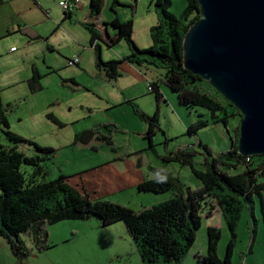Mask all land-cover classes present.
Segmentation results:
<instances>
[{
    "label": "trees",
    "instance_id": "1",
    "mask_svg": "<svg viewBox=\"0 0 264 264\" xmlns=\"http://www.w3.org/2000/svg\"><path fill=\"white\" fill-rule=\"evenodd\" d=\"M90 1L91 15H99L106 0ZM135 2L133 0L128 4L132 15H135ZM186 2V8L176 16L170 11L172 0H154L158 9V22L151 28L153 43L148 49H140L133 38L134 19L121 21L116 16L110 24L117 32L108 38L107 45L112 47L125 41L132 52L123 59L104 61L99 58L97 66L109 79L120 76L118 68L123 61L140 67L152 64L164 70L162 78L150 83L157 102L155 112L146 114L133 105L135 114L147 124L146 138L150 149L154 150L155 136L162 130L160 102L163 101V94L160 84H165L176 92L181 105L188 108L204 107L211 112L212 120L196 119L188 127V133L194 135L210 122H221L230 135V148L213 153L204 145L209 156L205 157L204 169L195 166L194 159L198 152L194 149L182 148L163 156L164 162L189 166L201 185L190 188L178 176H173L164 168L150 166L154 176L139 183L138 191L159 194L172 191L174 195L136 211L106 198L93 199L89 192L71 185L66 175L48 180V170L44 163L52 157L55 149L40 147L32 139L13 132L7 115L12 106H4L0 102V124L11 141L10 145L0 143V232L8 239L17 259L21 260L29 255V249L21 239L22 234L31 235L35 248L42 252L53 246L49 231L51 225L65 220H89L95 216L101 226L123 220L143 264H182L195 245L198 230L202 226L203 212L207 209V216H211L216 208H220L230 232L225 256L221 258L218 252L221 229L209 225L207 254L197 253L195 257L199 264H232L238 241V223L243 209L253 206L255 195L261 199L264 220V154L244 156L239 152L240 124L243 120L240 111L209 82L183 65L184 36L201 16L197 0ZM120 4L119 0L113 1L112 9L115 13V5ZM83 24L92 32V45L99 47L97 39L100 37L95 24ZM39 81L40 74L34 69L30 79L32 92L40 89ZM228 106L233 107L234 111L229 112ZM236 114L241 118L235 136H232L228 127L229 118ZM48 117L57 124H62L53 115L48 114ZM111 126L117 127L114 123L98 124L79 134L76 140L100 134L112 144L111 133L104 134L102 131L106 128L111 132ZM20 143L31 145L43 153L27 154L19 148ZM253 221L252 242L255 239L256 219Z\"/></svg>",
    "mask_w": 264,
    "mask_h": 264
},
{
    "label": "rangeland",
    "instance_id": "2",
    "mask_svg": "<svg viewBox=\"0 0 264 264\" xmlns=\"http://www.w3.org/2000/svg\"><path fill=\"white\" fill-rule=\"evenodd\" d=\"M108 1L110 4L107 7V12H112L110 5L113 0ZM119 1L121 4L115 5V9L126 13L129 19L133 18L134 27L137 22L135 36L133 35L134 40L140 49H148L152 45V39L151 33L145 27V21L154 10L158 12V9L154 3H151V0H138L139 6H137L135 15H132V10L127 5L132 0ZM186 5V0H172L170 11L178 16L186 8ZM77 29L81 40L86 41L90 32L81 26ZM55 37L59 39L61 36L57 34ZM104 38L106 39V37ZM100 43L105 55L112 54V50L108 49L109 47L104 41ZM118 44L115 46H118V52L125 54L129 45L124 41ZM86 46L89 44L87 43ZM122 47L123 49H121ZM65 52H69V49H66ZM73 54L68 53L66 56L71 57ZM54 64L58 68L57 72L44 76L42 79L43 89L35 93L31 92L27 82L18 84V86L12 84L13 76L21 70L17 64L9 63L7 66L5 64L0 71V102L4 106L8 104L12 106V109L7 113L10 129L27 139L51 144L57 149L56 156L44 163L48 170V180L65 174L71 185H78L81 191L89 192L93 199L105 196L108 200L120 202L138 211L145 206L149 207L165 201L161 199L167 200L169 195L138 192L134 189H128L125 192L119 191L116 186L109 184L108 180H104L113 177L122 178L126 183V178L131 174L130 164L134 165L137 157L135 155L127 156L125 157L126 162L109 164L113 156L117 154L111 150L110 146L105 144L99 148L98 152L91 150L88 146L75 144V134L98 124L115 123L117 127H110L111 132L106 128H103L102 131L106 134L111 133L113 144L121 155L126 156L128 153L142 150L141 158L145 169H148V165L165 166L166 171L173 176H178L182 183L190 188L201 185L200 180L195 177L190 167L176 162H164L162 157L178 149H194L198 152L194 164L198 169H204L205 157L208 156L204 145H207L213 153L225 151L231 146L230 135L226 126L221 122H210L197 134L188 133L187 129L194 118L212 120L211 112L204 107L188 108L179 104L177 93L162 86L163 90H166L170 95V99L168 104L163 102V111L160 110L162 130L155 137L154 150L148 148L149 141L141 135L144 125L137 118L131 106L121 103L126 95L122 89L120 90L119 82L123 84L124 88L133 86L136 91L145 87L149 91L146 80L162 78L164 70L161 68L152 64H144L141 67L146 70L147 74L143 77L133 66L125 63L121 67L122 76L117 83L106 82L90 70L84 71L74 65L68 66L61 56L54 61ZM70 78H74L79 85L74 86L71 81L63 82L64 79L69 80ZM135 103L148 110H153L156 106L154 94L139 97ZM228 108L229 112L234 111L233 107L228 106ZM48 113L56 116L64 126L61 127L48 118ZM240 118L239 114L229 118L228 127L232 136H235ZM0 142L11 143L3 132L1 124ZM20 146L27 154H35L37 151L33 146L29 148L28 144L20 143ZM90 162L106 164L101 170L87 173L80 171ZM134 171L135 169H132V172ZM135 176L138 177V175ZM254 201L257 219L260 220L262 217L261 199L255 195ZM206 212L207 209L203 212L202 226L198 230L195 243L199 244L202 241L206 243L207 227L209 225L218 226L222 231L219 249L225 256L230 232L223 214L215 210L211 216H207ZM253 219L251 208L245 207L237 228L238 241L232 258L235 264H264L263 219L260 220L253 255H249L248 248L252 238ZM49 231L53 246L50 250L42 252L35 248L38 253L33 251L31 235L25 233L21 235V239L29 249L30 257L20 264H142L134 241L123 220L109 226H101L99 219L95 216L89 220H65L51 225Z\"/></svg>",
    "mask_w": 264,
    "mask_h": 264
},
{
    "label": "crops",
    "instance_id": "3",
    "mask_svg": "<svg viewBox=\"0 0 264 264\" xmlns=\"http://www.w3.org/2000/svg\"><path fill=\"white\" fill-rule=\"evenodd\" d=\"M60 1H63V0H0V71L3 69V66L5 64L7 66L9 63L17 64V66L21 67V70L19 71V73L13 76L12 84H14L15 86H18V84L27 82L28 87L30 89V79L32 76V72L34 69H36L38 73L40 74V81H39L40 89L38 91H41L43 89L42 79L44 78V76H46L48 73L57 72L58 68L55 66L54 61H56L59 58V56H61V58L64 60V62L68 66H72L68 64V60L73 58L74 56H78L79 63L75 64L74 66H77L84 71L90 70L94 73V75H96L97 77L103 78L106 82H117L118 83L119 78L122 76L121 67L125 63H128L131 66H133L139 72V74L142 75L143 77L147 74L146 70L143 69L142 67L131 64L126 61H123L119 65V68H118L120 72V76H118L115 79H109L106 77L105 73L101 71L97 66V62L99 58H102L104 61H110L114 59H123L130 54L131 49L129 46H128L129 48L127 47V52H124L125 54H120V52H118V46L120 45L117 43L118 44L117 47H115L116 44L112 47L107 45L109 47L108 49L112 50V54L109 53L105 55V52L102 51V45L100 43L101 41H104L107 44L108 38L114 36L115 33L117 32V30L111 26L110 22L116 16L121 21L128 20L129 18L126 16L127 15L126 13H123L120 10H116V13H115L112 9V5H110V9L112 10V12L111 11L107 12V7L109 6L110 2L106 0L104 3L105 7L102 9L101 13L97 16H92L91 7H90L91 1L90 0H80L78 7L69 15L60 6L59 4ZM132 2L133 0L131 1V3ZM135 3H136V10H137V6H139V1L136 0ZM151 3H154V0H151ZM136 10H135V13H136ZM84 22L95 24V27L100 37L99 39H97V42L99 43V47L96 48L94 45H92V41H93L92 32L88 28L85 27V25L83 24ZM157 22H158V13L156 10H154L150 14V17H148L145 21V27L148 28L149 33H151V28L154 25H156ZM80 26L84 27L85 29L88 30V32H90L89 38L86 41L81 40L78 34L77 28ZM136 27H137V22H135V27L133 28L134 36H135ZM57 34L61 36L59 39L55 37ZM104 37H106V39ZM87 43L89 44V46H86ZM66 49H69V52H65ZM121 49H123V47ZM68 53H74V54L73 56L69 57V56H66L68 55ZM67 81L69 82L71 81L74 86L79 85L74 78H70L69 80H65V79L63 80V82H67ZM153 81H156V80L154 79L146 80L149 91H147L145 87L134 91L133 86H132L133 89L130 87L124 88L123 84L119 82L120 90L122 89L124 95H126V98L122 99V102H121L122 105L126 104L129 107L131 106L133 111H134L133 105H135L140 111L146 114H150V115L153 114L157 107L156 99H155L156 106H154L153 110H148L147 108L141 105L139 107L135 103V100H138L139 97L145 96L147 94H153L151 92L150 85H148V83H151ZM162 86L169 88L165 84H160V90L163 94V101L160 102L161 111H163V108H164L162 106L163 102H166L168 104L169 99H170V95L167 93L166 90H163ZM48 114L53 115L52 113H48ZM48 114H47V117H48ZM137 118L139 117L137 116ZM196 119L197 118H194L191 121V123L194 122ZM139 120L144 125V128L141 130V135H143L144 139L148 140L146 138L147 124L144 121H142L140 118ZM58 125L61 127L64 126L63 123L61 125L60 124ZM89 129L83 130L82 132L75 134L74 143L77 145L88 146L91 150H94L97 152L99 151V148L103 147L105 144L110 146L111 150L117 154L113 156L109 164H119V163L126 162L127 159L125 157L127 156L129 157L131 155H135L137 157L135 164L134 165L130 164L131 174L128 178H126V183H124L122 178H114V177L112 179L107 178L104 181L108 180L109 184L116 186L117 189L121 192H125L128 189L130 190L134 189L135 191H138L137 186L139 183H141L142 181L146 179H150L154 176L153 172L150 170L151 165H148L147 167L149 170L145 169L144 167V164L141 158L142 150H139L133 153H128L126 156L121 155L120 152H118L119 151L118 148L113 144V141L111 140L112 144H109L106 141V139H104L103 136H101L100 134H96L90 137H85L84 140H76V137L79 134L84 133L85 131ZM104 134L106 133L104 132ZM154 142H155V139H154ZM36 143L40 147H43V148L55 149L54 146L51 144H43V143H38V142ZM2 144L10 145L11 143L6 142ZM19 148H21L20 145H19ZM29 148H32V146L29 145ZM35 152L37 153V151ZM56 153H57V149H55V153L52 155L51 158L55 157ZM105 164L106 163L90 162L86 165L84 169L80 171H84L85 173H87L90 171L101 170L104 168ZM162 168H165V166H163ZM132 169H135V171L132 172ZM134 174L138 175V177L135 176ZM60 175H65V174H60ZM75 187L80 189L78 185H76ZM156 194H159V193H156ZM163 194L169 195L167 199L171 198L174 195L172 191H170V193H163ZM101 197L107 198L105 196H101ZM262 198L264 201V194ZM161 200H166V199L164 198ZM255 206H256V203L253 198V206L251 207V213H252V217L256 219V233H255V239L253 242L251 238V243L248 248L250 249L249 251L250 256L253 255L254 245H255L254 243L256 242L260 220L262 221L263 219L262 215H261L262 217L260 220L257 219L258 216L255 211ZM216 210H218V212H221L220 208H216ZM0 229H1V223H0ZM33 245H34V242H33ZM51 248L47 250H50ZM135 248H136V245H135ZM33 251L38 253L35 250V246H34ZM136 251L138 253L137 248H136ZM207 251H208L207 242L203 243L202 241L199 244L195 243L194 247L189 252L188 256L186 257V259L184 260L182 264H199L197 262L195 255L197 253H199L200 255H206ZM218 252H219L220 257L223 258L224 256H223V253L221 252V249L218 248ZM35 255L36 254L34 253V256ZM28 257L30 256L28 255L27 257L21 260L17 259L12 253L11 246H10L8 239L5 238L0 232V264H20L24 262V260L27 259ZM140 260L143 264L141 257H140ZM232 264H235L234 261H232Z\"/></svg>",
    "mask_w": 264,
    "mask_h": 264
},
{
    "label": "water",
    "instance_id": "4",
    "mask_svg": "<svg viewBox=\"0 0 264 264\" xmlns=\"http://www.w3.org/2000/svg\"><path fill=\"white\" fill-rule=\"evenodd\" d=\"M197 1L183 65L240 111L239 152L264 154V0Z\"/></svg>",
    "mask_w": 264,
    "mask_h": 264
},
{
    "label": "built area",
    "instance_id": "5",
    "mask_svg": "<svg viewBox=\"0 0 264 264\" xmlns=\"http://www.w3.org/2000/svg\"><path fill=\"white\" fill-rule=\"evenodd\" d=\"M80 0H63L60 1V6L63 8L65 12L72 13L79 5ZM79 63V57L74 56L73 58L68 60L69 65H75ZM150 85V83H148Z\"/></svg>",
    "mask_w": 264,
    "mask_h": 264
}]
</instances>
